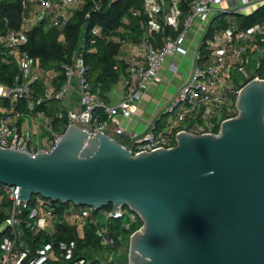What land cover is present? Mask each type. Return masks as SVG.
I'll use <instances>...</instances> for the list:
<instances>
[{"label": "built area", "instance_id": "built-area-1", "mask_svg": "<svg viewBox=\"0 0 264 264\" xmlns=\"http://www.w3.org/2000/svg\"><path fill=\"white\" fill-rule=\"evenodd\" d=\"M19 1L23 5L21 26L1 36L4 49L0 60L13 61L18 69L12 85L0 83V97L10 99V106L0 107V147L3 148L18 151L27 148L31 155L50 152L70 125L80 127L90 136L103 132L117 140L124 129L116 117L133 115V105L158 77L166 58L179 51L186 52L185 39L197 23L200 40L194 50L193 69L166 107L170 119L164 124L152 120L144 134H132L126 141L120 140L124 147L129 145V150L138 154L175 146L176 135L183 130L195 134L217 133L216 127L220 128L223 120L237 114L236 99L240 89L252 79H264V18L243 27L236 17V14H249L261 7L264 0H144L142 7H130L129 15L147 18L146 22L141 21L142 31L135 33L127 23L106 38L107 42L121 44L120 54L127 47L132 61V65L127 62L130 76L124 79V97L116 104L101 96L100 87L94 89L82 52L75 51L71 61L60 68H46L21 48L33 27L40 22H45L46 28L66 26L86 0ZM184 2L186 12L182 8ZM220 13H231L226 15L227 27L218 28L211 37L205 38L212 18ZM155 34L159 35L158 41ZM233 68L246 81L237 83L231 75ZM174 69L176 71L177 67ZM60 75L64 79L57 87ZM40 83L44 84V89L36 92L34 85ZM73 92L79 98V109L67 106ZM23 99L24 105L19 107ZM53 101L67 107V121L59 125L60 130L55 129L53 122L65 114L47 110L46 105ZM110 122L113 130L109 128ZM19 191L18 185L0 183V216H4L0 221V264H51L71 260V264H85L84 258L76 259L77 239L62 241L57 247L46 243L32 248L26 232L34 236L51 235L57 231L58 223H65L75 227L77 237L82 239L86 226L94 223L106 247L114 245L108 230L112 221L121 219L123 226L129 229L141 220L128 206H119L115 214L111 206L100 209L106 216V224L100 225L97 217L100 210L91 206L56 203L40 194L26 200L19 197Z\"/></svg>", "mask_w": 264, "mask_h": 264}, {"label": "water", "instance_id": "water-1", "mask_svg": "<svg viewBox=\"0 0 264 264\" xmlns=\"http://www.w3.org/2000/svg\"><path fill=\"white\" fill-rule=\"evenodd\" d=\"M231 14V13H228ZM217 133L133 154L70 125L50 152L0 147V183L62 203L136 212L128 264H264V79L239 91Z\"/></svg>", "mask_w": 264, "mask_h": 264}, {"label": "trees", "instance_id": "trees-1", "mask_svg": "<svg viewBox=\"0 0 264 264\" xmlns=\"http://www.w3.org/2000/svg\"><path fill=\"white\" fill-rule=\"evenodd\" d=\"M144 0H86L83 7L76 11L69 22L64 27L53 26L46 28L45 22H40L33 27L28 33V41L21 48L27 51L32 57L37 58L43 67H62L63 63L70 62L75 51L82 52L85 63L87 65V75L96 90L100 87L101 96L106 99L108 91L117 84L121 77L125 74L126 65L118 59L121 50V44L116 42H107L106 38L114 30L120 26L132 28L135 33H140L141 21H147L146 17L139 18L129 15V8L132 6L142 7ZM98 4V8H96ZM183 10L187 11V5L184 2ZM23 5L19 0H0V56L4 49L1 36L10 29H16L21 26ZM87 14H89L87 16ZM226 13H220L211 20L209 29L205 38L211 37L214 30L218 28H226ZM241 26H250L261 21L264 18V4L251 11L249 14H236ZM99 29V31H97ZM169 30V29H168ZM170 33V30H169ZM62 36V37H61ZM61 37V38H60ZM134 38L135 36L130 35ZM158 41L159 35L155 34ZM17 66L13 61L2 62L0 60V83L12 85L17 74ZM64 76L60 75L56 80L57 87L63 82ZM246 81V79H244ZM36 92L44 89V84L34 85ZM23 99L19 105H24ZM59 103L61 107L55 105ZM0 105L10 106V99L0 97ZM47 110L52 112L53 109L57 113H64L62 119L54 120L55 129L60 130V124H65L67 107L59 101H53L46 105ZM160 119L157 122L160 123ZM219 127H216V131ZM64 130V129H63ZM56 203H60L59 201ZM111 204L104 208H111ZM4 216H0V221ZM141 220L135 223L131 228L126 229L121 219L112 221L108 226L109 234L114 239L113 246H104L96 231L98 226L89 223L85 228V237L79 239L77 237L76 228L65 223H58L57 231L51 235L41 233L34 236L32 233L26 232V239L33 248L35 245H44L53 243L56 247L62 241L77 239L78 249L76 259H85V264H128L123 258L126 254L118 252L125 242H129L133 232L142 226ZM117 251L115 258L111 260H103L102 257L107 250ZM122 256V257H121ZM71 261L51 262V264H71Z\"/></svg>", "mask_w": 264, "mask_h": 264}, {"label": "crops", "instance_id": "crops-1", "mask_svg": "<svg viewBox=\"0 0 264 264\" xmlns=\"http://www.w3.org/2000/svg\"><path fill=\"white\" fill-rule=\"evenodd\" d=\"M194 26L195 29L188 32L184 42L186 52L179 51L166 58L158 77L144 91L142 99L133 105V115L116 117L118 124L124 129L123 134L127 137L132 134H144L152 120L160 119V124H164L170 119V115L166 113V107L176 96L179 87L189 79L193 69L194 50L199 46L197 37L200 36V32L196 24ZM127 50L128 48L125 47L118 58L126 65L125 74L106 95L107 101L113 104L118 103L124 97L126 91L124 79L130 76L128 63L132 65V61ZM55 106L61 107V104L57 103ZM67 106L77 109L81 107L76 92L69 96ZM23 120L26 121L27 117L25 116ZM109 128L113 130L112 122L109 123Z\"/></svg>", "mask_w": 264, "mask_h": 264}, {"label": "rangeland", "instance_id": "rangeland-1", "mask_svg": "<svg viewBox=\"0 0 264 264\" xmlns=\"http://www.w3.org/2000/svg\"><path fill=\"white\" fill-rule=\"evenodd\" d=\"M199 23H197L196 24V27H198L199 25H198ZM195 29V26H193L191 29H190V31L191 30H194ZM197 39H199L200 40V36H198L197 37ZM247 69H248V71L249 72H251L252 71V68L251 67H247ZM231 75H232V78H235V80H236V82L237 83H239V82H241L242 80H244V77L240 74V73H238L234 68L232 69V71H231ZM4 106V105H3ZM0 107H2V105H0ZM97 217H98V219H99V222H100V225H105L106 224V216H105V214L103 213V210H100V211H98L97 212ZM112 223V222H111ZM130 241V240H129ZM122 250V252H124L126 255L123 257V258H118V260H120V259H126L128 262H129V257H128V255H129V242H125L124 244H123V247L118 251V252H120ZM117 251H114V249L113 250H107V252L104 254V256L102 257V259L103 260H107V259H109L110 257L111 258H115L116 257V255H117ZM122 257V256H121Z\"/></svg>", "mask_w": 264, "mask_h": 264}]
</instances>
